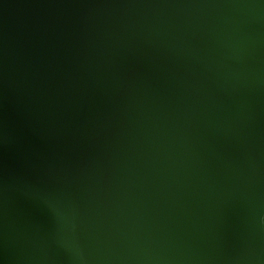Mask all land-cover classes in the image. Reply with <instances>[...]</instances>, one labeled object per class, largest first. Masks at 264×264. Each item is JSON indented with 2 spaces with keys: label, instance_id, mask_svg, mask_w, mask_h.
Wrapping results in <instances>:
<instances>
[{
  "label": "water",
  "instance_id": "1",
  "mask_svg": "<svg viewBox=\"0 0 264 264\" xmlns=\"http://www.w3.org/2000/svg\"><path fill=\"white\" fill-rule=\"evenodd\" d=\"M0 264H264V0H0Z\"/></svg>",
  "mask_w": 264,
  "mask_h": 264
}]
</instances>
